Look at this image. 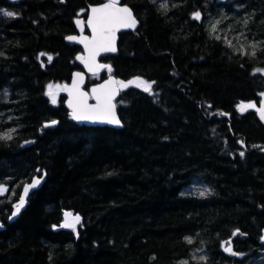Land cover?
I'll return each instance as SVG.
<instances>
[{
	"label": "trees",
	"instance_id": "16d2710c",
	"mask_svg": "<svg viewBox=\"0 0 264 264\" xmlns=\"http://www.w3.org/2000/svg\"><path fill=\"white\" fill-rule=\"evenodd\" d=\"M163 2L122 0L139 26L101 61L150 90L121 88L115 129L74 123L48 94L81 70L65 38L101 0H0L15 13L0 12V264H264V121L239 109L264 98V0ZM63 210L80 226L55 230Z\"/></svg>",
	"mask_w": 264,
	"mask_h": 264
},
{
	"label": "water",
	"instance_id": "95a60500",
	"mask_svg": "<svg viewBox=\"0 0 264 264\" xmlns=\"http://www.w3.org/2000/svg\"><path fill=\"white\" fill-rule=\"evenodd\" d=\"M9 2H16L18 0H8ZM114 3L113 8L105 9V12L112 13L116 15V10L119 8L127 7L132 17L135 19L136 23L133 26H128L126 23L117 22L112 25V40L110 44L111 50H106L105 48H99L98 50L93 48V43L100 36V26L97 24L96 17L101 15L100 13H94L93 8H102L105 4ZM74 24L77 33L69 35L65 38L66 42L74 45H78L82 48L80 54L77 55L76 60L82 67V70H77L72 73L70 82L62 85V93L65 96V107L68 110V118L78 125H85L87 127H110L115 129L123 128V123L118 115L117 111V100L120 96V87L118 85L117 77L111 72L112 66L110 63L101 62L100 58L105 55H115L118 51L119 35L124 32H133L139 26V21L134 15L133 10L127 4L122 3V0H101V3L90 5L88 7L86 17H76L74 19ZM96 27V31H93V27ZM88 30V32H86ZM68 37H75V40H69ZM87 45V47H86ZM103 66V67H101ZM106 72V78L98 83L92 84L87 89V78L88 76H96L103 72ZM80 75L77 76L76 74ZM75 85V86H74ZM101 85L104 87L102 88ZM93 89H97L93 92ZM71 93V95L69 94ZM83 94V95H81ZM111 96L110 108L106 106V99ZM71 102L72 106H69ZM77 115H86L88 119H73V113ZM108 119L119 120V124L108 123ZM56 124V123H55ZM51 122L47 123L48 127L55 126ZM34 179H39L40 183L35 188H30L28 194L25 196V203L23 207L17 212L15 205L18 204L21 195H23V190L25 185H29ZM46 179V174L41 177L35 176L29 182L23 185L18 199L13 203L12 213L9 217L8 222L11 223L19 217L21 212L25 210L28 205V199L31 194L39 190ZM16 212L15 215L13 213ZM78 218V219H77ZM82 217L78 213H73L70 210H63L62 221L58 226H55V230H74L80 226ZM5 227L0 222V231L4 230ZM264 238V232L263 237ZM229 245L226 246L223 243V251L229 257L237 258L239 253L233 250L231 240H229ZM264 242V239H262ZM230 248V251L225 249ZM236 253L235 255L231 253Z\"/></svg>",
	"mask_w": 264,
	"mask_h": 264
},
{
	"label": "snow or ice",
	"instance_id": "6c2138e0",
	"mask_svg": "<svg viewBox=\"0 0 264 264\" xmlns=\"http://www.w3.org/2000/svg\"><path fill=\"white\" fill-rule=\"evenodd\" d=\"M162 7L166 6V0H164V2L161 4ZM114 7V3L112 4H105L102 6V8H93L92 11L94 13H100L101 15H99L98 17H96L97 20V24L100 26V36L98 39H96L93 43V48L98 50L99 48H105L106 50H111L110 49V44H111V40H112V25L114 23L117 22H123L126 23L128 26H133L135 25L136 21L135 19L132 17V14L130 12V10L127 7H123V8H119L116 10V15H113L112 13H108L105 12V9H109V8H113ZM0 12H2L3 16L6 17H14L15 13L9 12V11H5V10H0ZM193 18L194 19H199L200 18V13L196 12L193 14ZM217 23H219V21H217ZM212 30L215 31V25L212 26ZM93 31H96V27H93ZM221 37L217 36L216 39H220ZM69 40H75V37H68ZM239 39V37L237 38ZM226 42L229 44V46H231V41H227ZM87 47V45H86ZM251 47L255 48L256 45H252ZM252 55L255 56L256 52L253 51ZM50 59V58H49ZM103 67V66H101ZM77 76H79L80 74L77 73ZM139 79V78H137ZM155 83V82H152ZM75 86V85H74ZM101 87L103 88L104 86L101 85ZM150 90V86L146 87L144 89V91H149ZM97 89H93V92H96ZM71 95V93H69ZM83 95V94H81ZM264 95V94H262ZM110 101H111V96H108L105 103L106 106L110 108ZM53 103H55V99H53ZM69 106L71 107L72 104L71 102L69 103ZM209 108H211V105L208 106ZM89 117L86 115H77L74 111L73 113V119H88ZM262 121H264V115L261 116ZM106 122L108 123H116L119 124V120H115V119H108ZM53 125L56 123V121H52L51 122ZM49 125H45V127H48ZM12 131H15V129H12ZM0 139H11V135L10 133H4L3 135H0ZM240 156L243 157L244 156V152H240ZM40 183L39 179H34L33 182L29 185H25L24 190H23V195H21L19 202L17 205H15L16 207V211L18 212L20 210L21 207H23L24 203H25V196L28 194L29 189L30 188H35L38 184ZM6 191V189L4 188L3 185H0V195L4 194V192ZM201 196L204 195V192L200 193ZM16 212L13 213V215H15ZM78 219V218H77ZM236 233H233V235H235ZM264 239V238H262ZM186 240L188 241V243H191V238H186ZM230 243V242H229ZM226 251H230V248L225 249ZM233 255H235L236 253H231Z\"/></svg>",
	"mask_w": 264,
	"mask_h": 264
},
{
	"label": "rangeland",
	"instance_id": "374dc122",
	"mask_svg": "<svg viewBox=\"0 0 264 264\" xmlns=\"http://www.w3.org/2000/svg\"><path fill=\"white\" fill-rule=\"evenodd\" d=\"M129 85L139 87V88H141L143 90L146 87L150 86V84L147 81H145L144 79H142V78H139V79L135 78V79H133L131 81H128V82L119 81L120 88L129 86ZM48 94H49V97H50L52 103H53V99H55V103H57L59 95L62 94V85L61 84H57V83L50 85L48 87ZM263 102H264V100L261 101L262 104H263ZM239 109L241 111L254 110V109L258 110V106L256 104H254V103H250L249 102V103L241 104ZM262 113L264 115V112H262Z\"/></svg>",
	"mask_w": 264,
	"mask_h": 264
},
{
	"label": "flooded vegetation",
	"instance_id": "af4514ba",
	"mask_svg": "<svg viewBox=\"0 0 264 264\" xmlns=\"http://www.w3.org/2000/svg\"><path fill=\"white\" fill-rule=\"evenodd\" d=\"M263 100H264V98H263ZM262 100V101H263ZM250 103H254V104H256L257 106H258V110L257 109H254V110H257L258 111V115H259V117H260V119H261V116L263 115V113L262 112H264V102H263V104L260 102L259 104L258 103H256V102H250ZM241 111V110H240ZM245 111H247V110H245ZM241 112H244V111H241ZM262 120V119H261Z\"/></svg>",
	"mask_w": 264,
	"mask_h": 264
},
{
	"label": "bare ground",
	"instance_id": "6f19581e",
	"mask_svg": "<svg viewBox=\"0 0 264 264\" xmlns=\"http://www.w3.org/2000/svg\"><path fill=\"white\" fill-rule=\"evenodd\" d=\"M71 76H72V75H71ZM69 82H70V81H69ZM64 84H65V83H64ZM91 85H92V84H91ZM89 86H90V85H89ZM89 86H88V87H89ZM88 87H87V89H88ZM64 101H65V100H64ZM71 121H72V120H71ZM73 122H74V121H73ZM74 123H75V122H74ZM76 124H77V123H76Z\"/></svg>",
	"mask_w": 264,
	"mask_h": 264
}]
</instances>
